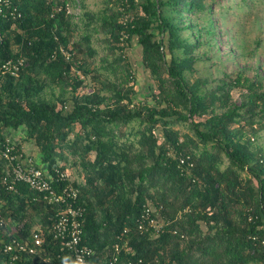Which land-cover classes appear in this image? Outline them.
Returning <instances> with one entry per match:
<instances>
[{
	"label": "trees",
	"instance_id": "16d2710c",
	"mask_svg": "<svg viewBox=\"0 0 264 264\" xmlns=\"http://www.w3.org/2000/svg\"><path fill=\"white\" fill-rule=\"evenodd\" d=\"M120 1L118 12L109 6L87 14L82 40L94 56L92 35L100 27L110 49L123 56L136 38L141 62L158 83L155 104L134 103L133 88H116L110 96L104 89L82 93L84 81L73 70L86 72L85 66L64 35L70 15L63 6L53 14L65 1L11 0L0 12V66L19 57L26 63L17 79L0 75L2 144L4 129L23 127L38 147L36 166L50 171L56 190L70 185L78 191L83 239L100 264H110L126 228L128 251L116 264H264V147L257 142L264 128L263 81L242 73L196 75L198 62L217 56L211 50L218 43L217 0ZM122 56L115 61L123 62ZM127 76L134 78L130 71ZM55 87L58 105L46 96ZM235 89L242 90L240 104ZM13 153L22 151L14 146ZM186 155L195 163L191 174L180 162ZM73 157L84 181H57L55 168L69 174ZM11 169L0 158V216L10 220L0 234V264H12L4 243L29 239L38 228L47 236L44 251L27 264H75L51 234L54 206L27 184L10 190ZM150 205L167 222L157 238L137 231Z\"/></svg>",
	"mask_w": 264,
	"mask_h": 264
},
{
	"label": "rangeland",
	"instance_id": "374dc122",
	"mask_svg": "<svg viewBox=\"0 0 264 264\" xmlns=\"http://www.w3.org/2000/svg\"><path fill=\"white\" fill-rule=\"evenodd\" d=\"M54 1H65V3H57V8L70 7L71 13H73L69 17L71 28L67 32L64 31V35L69 36V49L74 53L75 59L85 66L86 72H81L78 68L73 70L74 77H80L84 81L81 92L88 93L104 89V93L110 96L116 88H123L124 90L133 88L136 92L133 96L134 103L148 102L149 104H155L156 101L153 96L157 91L158 83L151 77L149 70H146L141 62V48L137 46L136 38L125 49L123 53L124 61L121 63H118L115 59L122 56V52L117 48L110 49L112 44L108 43L106 36L101 34L100 27L99 31L92 35L93 47L97 51L94 56H91L82 40L90 20L87 14H101L109 6H112L118 12L123 10L121 1ZM214 11H216L214 17L219 27V34L216 48L211 50H214L217 56L215 57L214 54L209 53V56L213 57L211 61L208 63L198 62L195 68L199 73L196 75L211 74L212 78H217L230 75L238 76L242 73L251 79L260 78L264 83V0H247V2L242 0H217ZM122 18L124 17H120V19ZM14 49L17 51L19 47L15 46ZM128 71L132 73L134 78H128ZM33 73L41 77L38 71H33ZM59 94L60 89L55 87L54 90L52 88L48 89L46 96L49 99L56 100ZM232 94L233 99L240 104L242 90L235 89ZM55 104L58 105L57 100ZM71 107L70 104L69 110ZM75 129L78 130L79 126H76ZM158 133L162 135V129L159 128ZM257 142L264 147V128L259 132ZM75 161L76 158L73 157L69 158L67 163L69 177L71 180L83 182V177L79 176L80 168L74 166ZM226 163L227 161H225ZM35 225L42 226L38 218Z\"/></svg>",
	"mask_w": 264,
	"mask_h": 264
},
{
	"label": "built area",
	"instance_id": "2783aa9c",
	"mask_svg": "<svg viewBox=\"0 0 264 264\" xmlns=\"http://www.w3.org/2000/svg\"><path fill=\"white\" fill-rule=\"evenodd\" d=\"M11 6V0H0V12L5 7ZM62 8H57L53 14L59 12ZM66 13L70 16V7L65 8ZM12 15H16L15 11H11ZM20 16V15H19ZM1 39V36H0ZM65 60L71 59V54L63 47L60 48ZM26 63V59L19 57L9 59L0 66V75L3 79L13 77L17 79L22 68ZM14 146L7 141L3 145L0 139V156L7 159L12 166V181L8 185L10 190H15L18 183L27 184L31 189L42 194V201L46 206H54L55 222L51 226V234L55 239L62 240L65 248L70 252L75 264H100L101 259L97 260L94 249L84 242L82 218L84 215V207L77 204L78 191L72 186L67 185L58 192L52 185V174L49 170L37 167L32 161L25 160L23 154H14ZM181 164H186L187 173L191 174L195 163L189 155L180 157ZM57 181H66L69 174L62 171L58 166L54 170ZM10 220L0 216V234L7 230ZM167 224L162 217L160 210L156 212L153 206H147L141 216L137 219V231L142 234H149L151 238H157ZM129 229L122 231L113 245V253L108 260L110 264L119 262L123 251H128L129 245ZM41 228L33 229L29 239L19 241L13 238L10 242L2 245V250L11 256L12 264H27L28 258H35L44 251V245L47 236Z\"/></svg>",
	"mask_w": 264,
	"mask_h": 264
},
{
	"label": "crops",
	"instance_id": "0c3cea01",
	"mask_svg": "<svg viewBox=\"0 0 264 264\" xmlns=\"http://www.w3.org/2000/svg\"><path fill=\"white\" fill-rule=\"evenodd\" d=\"M6 140L13 146H19L25 160L32 161L35 165L39 162V150L33 140H29L26 136L25 129L21 127L19 130L8 128L3 130ZM34 151V152H31ZM76 181V180H73ZM78 181V180H77Z\"/></svg>",
	"mask_w": 264,
	"mask_h": 264
}]
</instances>
